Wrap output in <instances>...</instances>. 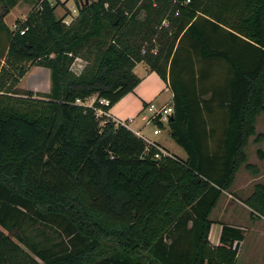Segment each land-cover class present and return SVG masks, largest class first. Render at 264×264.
<instances>
[{
  "label": "trees",
  "instance_id": "obj_1",
  "mask_svg": "<svg viewBox=\"0 0 264 264\" xmlns=\"http://www.w3.org/2000/svg\"><path fill=\"white\" fill-rule=\"evenodd\" d=\"M53 1L0 20V264H236L244 229L213 245L210 214L264 113V0H76L69 23ZM138 62L174 91L186 159L107 115ZM34 65L48 93L17 88ZM243 202L264 216V184Z\"/></svg>",
  "mask_w": 264,
  "mask_h": 264
},
{
  "label": "crops",
  "instance_id": "obj_2",
  "mask_svg": "<svg viewBox=\"0 0 264 264\" xmlns=\"http://www.w3.org/2000/svg\"><path fill=\"white\" fill-rule=\"evenodd\" d=\"M36 1L37 0H0V20H2V22L9 29H11L12 22L16 20H24L27 18L30 12L37 6L38 3ZM60 1L63 4H60L56 8V16L59 9L63 12L61 16H65V18L71 17L72 19L74 16H76L74 13L75 9H71L75 4L74 0ZM61 16H59L58 18H60ZM2 40H4L5 43L6 30L0 26V44ZM32 67H39V69H41L44 66H31L28 72ZM49 71L50 80L48 88L45 91L36 90V87L40 89V84H36V87L34 89H31V91H33L35 95L45 94L50 91L51 70L49 69ZM134 72L137 74V76L140 77V82L132 91L128 92L121 99L115 102L108 110L107 115H109L115 121L128 127L139 137H146L149 141L155 142L156 144L160 145L162 148L169 151L173 156H178L182 159H186L187 153L185 152V150L180 145H178L176 141L171 137L169 124H161L162 126H159L160 132L155 133L154 130L156 129V126L154 125V123H147L146 120V117H149L152 114V112L149 110L150 104H154L157 108H161L166 105H170L173 107L174 91L171 85L168 81L162 79L156 71L151 70L149 66L144 62H138L134 67ZM22 79L17 84V88L19 90H21L19 85ZM93 98L87 100L86 104L91 105L94 101ZM171 117L172 115L170 116V118ZM223 193L228 194V191L225 190ZM230 203L231 202L229 201L227 202L228 205ZM240 203L242 204V206L248 208V206L245 205L243 201ZM214 223L215 222H213L211 226L209 240L213 245H218L220 241L222 226L219 230L216 229V231L212 233ZM228 224L243 228V226L241 225L233 223ZM21 245L23 246V244Z\"/></svg>",
  "mask_w": 264,
  "mask_h": 264
},
{
  "label": "rangeland",
  "instance_id": "obj_3",
  "mask_svg": "<svg viewBox=\"0 0 264 264\" xmlns=\"http://www.w3.org/2000/svg\"><path fill=\"white\" fill-rule=\"evenodd\" d=\"M51 2L54 3L53 0ZM74 2L75 4L71 9H75L74 13L77 15L76 0ZM62 13L59 9L57 16H61ZM62 17L65 16L60 18ZM71 20V17L65 18V21L71 22ZM17 21L11 23V29ZM86 63L85 59L76 58L73 66L74 70L79 73ZM49 73L48 68L42 67L39 69V67H32L23 77L19 85L20 89L31 90L36 87V84H40V89L36 87V90L45 91L49 85ZM257 137H259L258 140ZM243 152L245 162L241 164L233 183L226 190L228 194L222 193L216 206L211 211L210 219L215 222L212 233L216 229L219 230L222 223H233L243 226L245 239L241 244L236 264H264V216L253 215L251 208H246L240 203L253 193L256 184H264V113L257 116L255 133L246 141ZM247 165L250 166L247 167ZM228 201L231 202L229 205L227 204Z\"/></svg>",
  "mask_w": 264,
  "mask_h": 264
},
{
  "label": "built area",
  "instance_id": "obj_4",
  "mask_svg": "<svg viewBox=\"0 0 264 264\" xmlns=\"http://www.w3.org/2000/svg\"><path fill=\"white\" fill-rule=\"evenodd\" d=\"M65 22L69 23L68 21H65ZM12 29H18L17 22L13 24ZM25 30L26 29H22L21 34H24ZM149 110L152 112V114L149 117H146L147 123H154V125L156 126V129L154 130V132L159 133L160 124H169L170 116L173 113V107L170 105H166L161 108H157L154 104H150ZM117 123L121 124L119 122ZM143 138L149 145L153 146L156 149L155 158H161L164 155L173 157V155L169 151L165 150L160 145L156 144L155 142L149 141L146 137H143Z\"/></svg>",
  "mask_w": 264,
  "mask_h": 264
},
{
  "label": "water",
  "instance_id": "obj_5",
  "mask_svg": "<svg viewBox=\"0 0 264 264\" xmlns=\"http://www.w3.org/2000/svg\"><path fill=\"white\" fill-rule=\"evenodd\" d=\"M89 3V0H86V4H88ZM172 119V117L170 118V120Z\"/></svg>",
  "mask_w": 264,
  "mask_h": 264
}]
</instances>
